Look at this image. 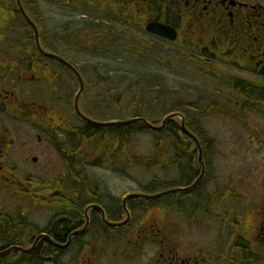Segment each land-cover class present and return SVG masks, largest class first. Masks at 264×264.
I'll return each instance as SVG.
<instances>
[{
    "label": "flooded vegetation",
    "instance_id": "flooded-vegetation-1",
    "mask_svg": "<svg viewBox=\"0 0 264 264\" xmlns=\"http://www.w3.org/2000/svg\"><path fill=\"white\" fill-rule=\"evenodd\" d=\"M60 1L89 13H115L118 22L127 26L129 20H139L146 33L151 26L167 27L169 35L177 33L173 43L182 42L184 49L216 60L219 66L223 64L214 69L220 81L225 74L229 85L246 94L248 109H261L256 116L250 111L244 117L227 118L258 124L261 130L252 127L255 136L249 139V145L264 152V0ZM31 7L24 0H0V115L33 125L57 141L55 135L62 137L58 132L62 128L60 99L52 96V101L41 104L33 84L44 85L45 60L55 63L54 76L62 67L67 73L72 71L37 49L29 20L40 30L42 19L41 13L30 15ZM39 33L45 49V38ZM10 130L0 126V193L25 200V206L11 212V206L0 196V264H264V164L245 175V198L233 187L223 192L217 185L210 195L203 196L200 190L210 179L206 180L207 176L213 178L214 173L213 168L209 175L211 165L205 152L215 155V148L204 143V132L197 138L208 171L199 184V194L185 197L183 206L179 202L166 203L167 211L179 207L177 217L166 211L168 222L158 227L152 213L156 203L151 201L127 202L128 215L123 201L120 204L111 197L91 196L90 203L81 208V197L77 196L26 198L14 194L13 188L22 187L14 184V170L19 175L24 173L11 165L16 143ZM38 140L42 143V136L38 135ZM48 201L57 202L41 204ZM91 206L95 207L89 209ZM43 209L55 211L46 225L40 224ZM177 219L184 225L174 226Z\"/></svg>",
    "mask_w": 264,
    "mask_h": 264
},
{
    "label": "rangeland",
    "instance_id": "rangeland-1",
    "mask_svg": "<svg viewBox=\"0 0 264 264\" xmlns=\"http://www.w3.org/2000/svg\"><path fill=\"white\" fill-rule=\"evenodd\" d=\"M24 2L32 6L30 15L41 13L40 27L46 50L64 56L81 72L85 90L80 97L79 107L83 115L102 123L144 117L153 124L161 125L172 112L182 114L196 122L195 130L203 128L215 148V155L210 151L207 156L211 165L210 176L214 168L213 178L207 176L206 180L210 179L204 182L201 194L210 195L217 185L223 192L233 187L237 195L245 198V175L252 168L264 164V152L260 148L251 149L249 145V139L255 136L252 127L255 131L261 129L257 127L258 124L239 123L231 119L250 115V111H254L253 115L256 116L261 114V109H248L246 94L229 85L231 82L225 74H222L223 80L220 81L219 72L214 69L223 67V64L219 66L221 64L216 60L204 59L184 49L182 42L168 43L149 35L139 20H129L127 26L118 22L115 13H89L80 6L64 5L60 0ZM134 23L139 25L135 26ZM45 63L46 74L42 76L44 85L36 87L33 84L41 104L52 101V96L55 99L58 97V111L63 121L61 126L72 130L85 127L87 124L74 111L75 97L80 88L78 80L62 69L54 76L55 63H48L47 60ZM231 73L235 74L233 70ZM30 93L33 91L30 90ZM175 121L178 123L180 120ZM0 126L11 129L9 132L16 143L11 165L24 175L57 181L65 174L64 162L52 146L51 136L49 138L37 131L33 125L16 123L14 118L8 116L0 115ZM38 135L42 136V143ZM162 138L167 149L164 155L157 148ZM120 143V148L116 150V143L109 140L104 169L81 167L93 161L94 143L84 142L81 152L70 148V151L77 152V165L80 166L76 168L86 178V184L90 185L88 190L92 194L108 195L121 204L129 194H144L152 190L153 187H149L154 182L158 184L155 191L151 192L153 194L186 184V170L180 168L190 163V157L186 154L184 157L172 147L168 132L160 137L152 132L139 131L126 145ZM17 147L20 149L16 150ZM66 149L69 150V147ZM129 155L138 157L141 159L139 161L158 158L164 159L166 163L161 168L146 171L141 166L126 164L124 159ZM197 156L191 157V164L200 170ZM34 157H38L37 162L33 161ZM6 195L0 193L2 200L11 206V212L25 206V200ZM168 198V202L176 201L173 197ZM178 209L175 205L168 208L167 212H173L172 216L177 217ZM165 212L157 209L152 211L153 221L158 227H162L160 225L164 221L168 222L165 218H168L169 213ZM53 215V211H46L40 224L46 225ZM180 224L184 225L181 219L174 221V226L180 227ZM196 237L199 240L202 238L200 234Z\"/></svg>",
    "mask_w": 264,
    "mask_h": 264
},
{
    "label": "trees",
    "instance_id": "trees-1",
    "mask_svg": "<svg viewBox=\"0 0 264 264\" xmlns=\"http://www.w3.org/2000/svg\"><path fill=\"white\" fill-rule=\"evenodd\" d=\"M194 124L195 122H192V121L188 122V125L191 127V129L197 132L198 130H195ZM139 131L152 132L156 136H160V137H163L165 135V132H168V141L172 143V147L175 148L178 152H181L183 156L184 154H186L188 157H190V163L188 165H185L183 168H180V169L186 170V174H187L186 176L188 180L184 186H176V187H188L195 181L196 176L199 173V169H195L193 167V165L191 164V157L195 156L196 149H192L191 147L192 143L189 139L187 138L183 139V136L181 134V127L176 121H170L167 124L166 128L159 133L149 130L143 124H134V125H128V126L117 124L111 127L87 124L85 127L76 129L74 133L75 135H71V136L75 141V146H77V149L80 152L82 151L84 142L94 143V153H95L93 154L94 162H91V165L98 167V166H103V164H105L106 156L108 153L109 140H112L116 143V145L118 146L116 150H118L121 145L120 142H122V146L126 145L131 140V138L134 137V135L137 134ZM161 140H163V138L160 139V141L158 142L157 148H158V152L164 155V151L167 152V149L164 146L163 141ZM185 140L186 141L189 140L190 142L185 143ZM70 157H74V156H70ZM64 158L67 159L65 155H64ZM139 160L141 159H138V157H135L133 155L126 156L124 159L125 163L127 162L126 164L130 163L131 166H141V168H143L146 171L148 170L150 171L152 168H156V167L161 168L166 163L164 159L160 160L158 158L147 159L146 161H139ZM86 164H90V162H87ZM75 174H76L75 176L76 180L78 181L81 180V181L78 183V187H74V188L77 190L88 192V187L85 186L87 180H85V178L82 177V175L78 173H75ZM157 184H158L157 182H154L152 185H150L149 188L153 187V189L150 191H155L154 188ZM63 188L64 187L62 186V188L58 189L57 195H60L61 192H63ZM42 189L44 188H41L40 190ZM49 191H50V188H49ZM48 192L47 190L44 189L41 191L40 195L46 196ZM176 198L178 199L179 204L180 205L182 204L183 206V203H184L183 199L185 197H183V195H180V196H176ZM139 202H146V201H139ZM86 203H88V201H86L85 204L83 202L81 207L83 205H86ZM151 203H157V201H151Z\"/></svg>",
    "mask_w": 264,
    "mask_h": 264
},
{
    "label": "water",
    "instance_id": "water-1",
    "mask_svg": "<svg viewBox=\"0 0 264 264\" xmlns=\"http://www.w3.org/2000/svg\"><path fill=\"white\" fill-rule=\"evenodd\" d=\"M35 31H36V29H35ZM149 31H151V32H154V33H156V34H160V35H162V36H164L165 38H169V39H171V40H174L175 38H176V35H174V36H172V35H169V33H168V28L167 27H164V26H151L150 28H149ZM36 35H37V45H38V49L41 51V52H43L42 51V49H41V47H40V43H39V38H38V33L36 32ZM46 55H48L49 57H54V56H52V55H49V54H46ZM54 58H56V59H58L57 57H54ZM77 76H78V78L80 79V82H81V91L79 92V94H78V96H77V98H76V109H77V111L79 110L78 109V101H79V98H80V95H81V93H82V90H83V82H82V80H81V78H80V75L77 73ZM177 115H170V116H168L164 121H163V123H162V125H161V127H157V126H154V125H152V124H150L148 121H146L145 119H142V118H137V119H133V120H131V121H127L125 124H133V123H143V124H145L148 128H150L151 130H154V131H160L161 129H163L165 126H166V124L168 123V121L169 120H171L172 118H174V117H176ZM182 130L184 131V132H186L188 135H190L189 134V132L186 130V126H185V121L183 120L182 121ZM197 141V140H196ZM197 145H198V147L200 148V145L198 144V142H197ZM200 163H201V165L203 166V162H202V154H201V152H200ZM163 194H167V193H163ZM133 197H138V195H132L131 197H128L127 199H129V198H133ZM126 199V200H127ZM126 200H125V202H126Z\"/></svg>",
    "mask_w": 264,
    "mask_h": 264
}]
</instances>
